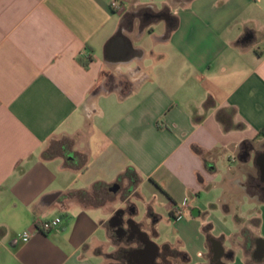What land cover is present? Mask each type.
I'll return each instance as SVG.
<instances>
[{
	"label": "crops",
	"instance_id": "obj_1",
	"mask_svg": "<svg viewBox=\"0 0 264 264\" xmlns=\"http://www.w3.org/2000/svg\"><path fill=\"white\" fill-rule=\"evenodd\" d=\"M114 1L0 0V264H125L115 185L185 264H264V0Z\"/></svg>",
	"mask_w": 264,
	"mask_h": 264
},
{
	"label": "flooded vegetation",
	"instance_id": "obj_2",
	"mask_svg": "<svg viewBox=\"0 0 264 264\" xmlns=\"http://www.w3.org/2000/svg\"><path fill=\"white\" fill-rule=\"evenodd\" d=\"M260 169L259 176L253 178L255 189L261 187V181H264V155L258 160ZM121 206L113 215L110 224L117 226L113 229V235L111 239V247L114 250H119V261L122 263V257L125 264H185L188 260L178 248L171 246H164L159 248L157 258L153 262L152 256L154 255V246L149 243L142 232L149 234L150 239L158 235L155 230L156 224L159 222V217L153 212L151 207H147V218L150 220L148 230H145V225L141 221H138L140 210L135 203H132L131 188L121 187ZM176 208L172 210L171 217L177 220H181L183 217H179L176 214ZM151 234V235H150ZM101 253V252H100ZM106 260H114L115 255L112 252L104 253L102 255Z\"/></svg>",
	"mask_w": 264,
	"mask_h": 264
},
{
	"label": "built area",
	"instance_id": "obj_3",
	"mask_svg": "<svg viewBox=\"0 0 264 264\" xmlns=\"http://www.w3.org/2000/svg\"><path fill=\"white\" fill-rule=\"evenodd\" d=\"M112 8H113L114 10H117V9L122 8V5H121L120 1L115 0V1L112 3ZM84 55H86V57H88L87 52H86ZM176 214H177L179 217H183V216H184V210H183V207H177V208H176ZM61 223H62V218L58 217V218H56V219H54V220H52V221H50V222H48V223H45L44 226H45L46 229H53V228L58 227ZM31 236H32L31 232L26 231V232H24L23 235H22V240H23L24 242H28V241L31 239Z\"/></svg>",
	"mask_w": 264,
	"mask_h": 264
},
{
	"label": "rangeland",
	"instance_id": "obj_4",
	"mask_svg": "<svg viewBox=\"0 0 264 264\" xmlns=\"http://www.w3.org/2000/svg\"><path fill=\"white\" fill-rule=\"evenodd\" d=\"M216 194H213V195H211L210 197H209V195L208 194H206V193H203L202 194V196H201V202L202 203H207L208 201H217L216 199V196H215ZM186 206V204L185 205H183L182 207H185ZM162 209V208H161ZM142 215H143V209H141V214L139 215V219L142 217ZM163 229L164 230H167V231H170L171 232V230H173V228L171 227H167L166 225H164L163 226ZM110 248H112V247H110ZM113 249V248H112Z\"/></svg>",
	"mask_w": 264,
	"mask_h": 264
},
{
	"label": "water",
	"instance_id": "obj_5",
	"mask_svg": "<svg viewBox=\"0 0 264 264\" xmlns=\"http://www.w3.org/2000/svg\"><path fill=\"white\" fill-rule=\"evenodd\" d=\"M119 188H120L119 185H115L112 189H113V191L117 192V191L119 190ZM142 233H143V235L146 237V239L149 241V243H151V244L154 246L155 252H154V255H153L152 258H151L152 261L154 262V261L156 260V258H157V253H158L159 247L157 246L156 243H154V242L150 239V237H149V235H148L147 233H145V232H142Z\"/></svg>",
	"mask_w": 264,
	"mask_h": 264
},
{
	"label": "trees",
	"instance_id": "obj_6",
	"mask_svg": "<svg viewBox=\"0 0 264 264\" xmlns=\"http://www.w3.org/2000/svg\"><path fill=\"white\" fill-rule=\"evenodd\" d=\"M220 118H221V114H220Z\"/></svg>",
	"mask_w": 264,
	"mask_h": 264
}]
</instances>
